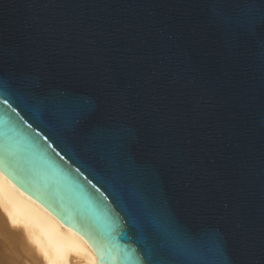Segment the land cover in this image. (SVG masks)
Here are the masks:
<instances>
[{
    "label": "water",
    "instance_id": "95a60500",
    "mask_svg": "<svg viewBox=\"0 0 264 264\" xmlns=\"http://www.w3.org/2000/svg\"><path fill=\"white\" fill-rule=\"evenodd\" d=\"M233 11L230 0H0V48L101 110L122 109L140 143L166 151L157 172L170 208L211 223L223 264H264V51L225 26ZM8 122L0 111L5 139ZM75 168L26 134L0 151V171L101 264L115 233Z\"/></svg>",
    "mask_w": 264,
    "mask_h": 264
},
{
    "label": "snow or ice",
    "instance_id": "6c2138e0",
    "mask_svg": "<svg viewBox=\"0 0 264 264\" xmlns=\"http://www.w3.org/2000/svg\"><path fill=\"white\" fill-rule=\"evenodd\" d=\"M255 2L230 0L234 11L224 23L264 51V0H258V16ZM0 111L9 116L6 139L0 130V151H10L20 134L42 139L65 164H75L90 186L115 233L111 248H97L101 264H223V242L211 223L173 211L163 197L157 167L167 164L165 149L140 143L122 109L101 110L0 48Z\"/></svg>",
    "mask_w": 264,
    "mask_h": 264
},
{
    "label": "bare ground",
    "instance_id": "6f19581e",
    "mask_svg": "<svg viewBox=\"0 0 264 264\" xmlns=\"http://www.w3.org/2000/svg\"><path fill=\"white\" fill-rule=\"evenodd\" d=\"M23 255L30 264H97L81 234L0 171V264H12Z\"/></svg>",
    "mask_w": 264,
    "mask_h": 264
},
{
    "label": "rangeland",
    "instance_id": "374dc122",
    "mask_svg": "<svg viewBox=\"0 0 264 264\" xmlns=\"http://www.w3.org/2000/svg\"><path fill=\"white\" fill-rule=\"evenodd\" d=\"M24 256V255H23ZM21 257V259H19V257L17 256L15 259H14V263L13 262H10V263H12V264H30L31 263V259L30 258H28V257H26V256H24V257ZM27 258V259H26ZM20 260V261H19ZM30 261V262H29ZM9 264V263H8Z\"/></svg>",
    "mask_w": 264,
    "mask_h": 264
}]
</instances>
